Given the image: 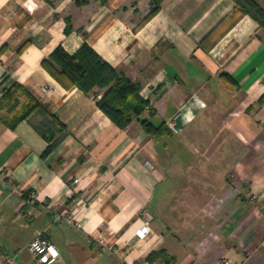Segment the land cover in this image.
<instances>
[{"label":"crops","instance_id":"crops-1","mask_svg":"<svg viewBox=\"0 0 264 264\" xmlns=\"http://www.w3.org/2000/svg\"><path fill=\"white\" fill-rule=\"evenodd\" d=\"M35 1L31 12L0 0L2 113L38 102L14 127L0 118V264H42L28 249L39 236L60 253L52 264H264L258 22L234 0H160L148 19L151 0ZM83 43L140 84L141 117L171 135L136 118L119 127L97 104L102 90L64 85L42 64ZM56 121L62 136L43 155ZM197 165L207 177H191ZM70 212L80 225L58 216Z\"/></svg>","mask_w":264,"mask_h":264},{"label":"trees","instance_id":"trees-1","mask_svg":"<svg viewBox=\"0 0 264 264\" xmlns=\"http://www.w3.org/2000/svg\"><path fill=\"white\" fill-rule=\"evenodd\" d=\"M234 2L264 29V8L261 5L255 0H234ZM159 4L160 0H151V11L146 19L158 10ZM22 48L23 46L19 50H22ZM42 64L64 85L76 84L86 93H91L95 87L102 90L97 104L119 127H125L136 118L151 135L172 134L171 129L165 125V122L156 124L150 118L141 117L142 113L148 108L149 101L140 95V84L120 74L87 43H83L74 53H69L63 46L58 45L50 54L49 59L42 60ZM13 86L18 87L15 83H13ZM8 94L15 95L13 92L7 91L4 96ZM263 100L264 94L259 101L262 102ZM17 102V99H15L11 107L15 106ZM37 106L38 102L27 95V100L19 111L13 115H6L2 113V100H0V118L14 127ZM58 125L63 126L57 121L44 126L41 133L48 144L43 155L53 151L59 142L62 134L60 135L61 130L59 127L56 129ZM57 131H60V133ZM162 264H173V262L171 258H166Z\"/></svg>","mask_w":264,"mask_h":264},{"label":"built area","instance_id":"built-area-1","mask_svg":"<svg viewBox=\"0 0 264 264\" xmlns=\"http://www.w3.org/2000/svg\"><path fill=\"white\" fill-rule=\"evenodd\" d=\"M25 6L29 11L32 12L36 9L37 2L35 0H25ZM75 181L77 182L78 179H76ZM142 212L144 213L145 222H144V225L140 229L137 230V235L140 238L146 237V235L151 230L150 219L148 218V216L145 215L144 211ZM58 216L68 223H74V224L80 225V222L77 219L76 212L62 213V214H59ZM28 249L30 250L31 253L37 256V258L42 264H52L60 259V253L57 247L45 237L39 236L35 238L29 244ZM5 264H12L11 259L8 258ZM225 264H228V261H225Z\"/></svg>","mask_w":264,"mask_h":264},{"label":"rangeland","instance_id":"rangeland-1","mask_svg":"<svg viewBox=\"0 0 264 264\" xmlns=\"http://www.w3.org/2000/svg\"><path fill=\"white\" fill-rule=\"evenodd\" d=\"M216 137H219V135H216ZM200 153H201V156H203L204 155L203 153L205 152L202 149ZM184 168H187V167H184ZM187 170H188V173L192 175L191 177H207V166L206 167H204L203 165L191 166Z\"/></svg>","mask_w":264,"mask_h":264}]
</instances>
